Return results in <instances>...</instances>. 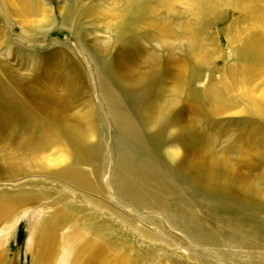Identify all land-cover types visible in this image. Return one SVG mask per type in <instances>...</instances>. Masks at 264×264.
<instances>
[{"label":"bare ground","instance_id":"1","mask_svg":"<svg viewBox=\"0 0 264 264\" xmlns=\"http://www.w3.org/2000/svg\"><path fill=\"white\" fill-rule=\"evenodd\" d=\"M78 1L65 5L74 6ZM150 2L168 27H155L157 49L168 56L163 60L156 51L151 56L146 46L130 56L121 52L110 56L107 48L115 31L128 24V17L145 15ZM221 6H225L224 2L216 0H100L86 5L82 17L95 21V26L103 27L106 34L109 32L108 43H89V38L77 32L76 21L68 26L80 39L53 52V45L43 47L41 42L25 37L32 29L35 34L50 23L52 27L55 7L40 0H0L4 21L12 15L22 20L18 25L26 44L22 42L20 47L42 52L38 68L21 75L5 64L10 56L6 60L0 57V79L3 73L9 78L1 80L4 103L0 111L9 130H18L17 135H6L0 126V152L4 153L0 158V261L7 256L15 229L29 216L27 249L33 252V264H162L164 258L169 264H264V237L259 228L245 227L215 213L216 202L244 207L252 213L264 211V185L256 188L238 181L230 175V162L223 160L224 156H213L208 168H204L183 151L190 146L195 149L197 143L195 122L183 124V114L175 113L182 105L185 88L190 92L187 113L205 111L208 120L226 115L231 108L224 92L214 89L205 105L190 90L194 78L178 82L174 79L177 86L172 101L147 100L152 84L175 74L181 38L193 41L194 29ZM70 10L60 9L63 20L71 16ZM40 17L41 21L35 20ZM251 30L261 33L264 28L254 24ZM239 60L245 66L233 70L232 76H240L242 85H246L252 81L254 70H264V41L257 36L246 44L239 52ZM102 61L107 62L105 68L99 66ZM140 65L145 72L138 74ZM69 83L77 97L86 99V110L76 122L70 119L68 97L64 99L54 89H66ZM123 95L138 100L136 112ZM244 96L249 100L254 123L248 156L264 166V105L247 93ZM101 123L111 126L120 137L108 158L101 145L86 147L85 136L79 132L85 124L97 130ZM146 128L155 133L145 134ZM158 129H170L176 135V145L167 150V155L186 183L202 191L201 206L194 203L191 191L180 188L153 157L161 147ZM69 142L72 147L67 149ZM15 143L22 146L19 155H37L30 157L32 161L17 160L2 146ZM127 143L137 145L147 156L137 159L129 153ZM111 159L117 162L113 172L108 171ZM90 164L95 175L102 174V178L89 176L86 167ZM259 180L264 184V172ZM141 211L144 214H138ZM161 222L169 224L179 236L164 233L166 227ZM182 240L189 241L197 252L186 261L181 254ZM223 247L240 252L235 254Z\"/></svg>","mask_w":264,"mask_h":264},{"label":"rangeland","instance_id":"2","mask_svg":"<svg viewBox=\"0 0 264 264\" xmlns=\"http://www.w3.org/2000/svg\"><path fill=\"white\" fill-rule=\"evenodd\" d=\"M40 1L48 6L55 7L56 15H54L53 20L55 24L51 27L50 23L46 25L47 28H43L41 31L36 30L35 34H33L34 29H32L29 35L25 37L26 39L29 37L35 43L40 44L41 42L43 47L53 45V49L51 50L53 52H58L61 48L67 47V45L71 46L75 39H80L81 36L89 38V43L95 40H100L105 44L108 43L107 39L111 37V34L109 32L106 34L103 27L98 29L95 26V21L82 17V13L85 10H83V8L86 5H93L100 0H82L83 2L79 0L74 6L73 4H71V6L65 5L66 2L71 3L72 0ZM216 1H223L225 6H221L217 13L209 14L202 19L199 25L201 27L194 29L195 38L194 40L192 39L193 41H189L187 38H181L178 59L175 63L177 67L175 74L172 73V76L168 79L152 84L148 92L147 100L154 103L158 100H162L164 103L172 101L175 97V86H177L175 85L174 79L178 82L180 79L187 81V79L192 80V78H194L195 82L191 85L190 90H193L197 98L205 105L210 102L209 97L211 92L216 88H220L226 95L227 102L231 104V108L227 111L226 115L210 118L209 120L206 117L205 111L196 110L195 113L189 111L187 113L186 109L190 103V92L185 88L184 94L181 96L182 105L175 109V113L183 114V124H187L190 121L195 122L197 143L195 149H193L194 146H190L186 147L187 149L184 148L183 151L189 152V154L193 156L196 164L204 168H208L209 161L213 156H224L223 160L230 162V169L228 170L230 175H233L240 182L260 188L264 185L259 180L260 174L264 172V166L256 160H251L248 156L249 148H247V146H249L253 140V135H249V133L253 129L254 123L251 120L252 115L249 113L251 112L249 111V100L244 94L247 93L252 99L264 105V70L262 68L254 70L251 74L252 81L248 82L246 85H242L243 79L240 76H232V71H239L245 66V62L239 60V52L246 44L253 42L257 36L264 41V31L256 33L251 30L254 24L264 28V0ZM245 6H248V9H245ZM67 7L68 10L71 8L73 11L71 12V16H68L69 18L67 20H63L59 11ZM152 7L153 3L150 2L145 15L138 14L128 17L126 19L128 24L115 31L114 39L110 42L109 49L107 48L109 55L111 54L110 56H114L116 52H121L126 56H130L135 54L136 50L143 46L151 49V56L156 55L153 51H156L157 55L163 60L168 56L160 53L159 48L157 49V29H155L156 26H158V28L168 27L163 23L164 20L159 11H156ZM182 7L185 8L184 6ZM42 19V17L35 18L36 21H41ZM20 21H22L21 18L15 15H12L9 20L4 21V15L0 13V57L6 60V58L10 56L9 63L5 64L21 75L25 74L26 70L33 72L35 68H38L39 64H41L42 52L37 51V49H29L27 47L23 49L20 47V44L26 41V39L22 40V36L24 35H21L18 25ZM76 21L79 22L77 32L81 36L74 35L72 33V28L68 26L74 25ZM48 27H51V29ZM143 39H146L148 43L143 41ZM25 44L26 43L23 45ZM85 44L87 45L86 47H88V44ZM61 45L63 46L61 47ZM38 49L42 50V48ZM36 54H38V58ZM100 65H104L103 68H105L107 62L102 61L99 63V66ZM141 65L137 68L138 74H140V72H145ZM1 80H3V82L9 81V78L3 73L1 75L0 84H2ZM234 83H239L241 85H236ZM54 89L58 91L64 99L66 96L68 97V101H66L68 103V112L71 114L70 119L76 122L86 110V99L77 97L70 83L66 89H62L61 87H55ZM123 97L125 101L130 103L133 111L136 112L138 100L127 95H123ZM147 100H145V103ZM3 103L4 96L0 93V107H2ZM0 126L6 135L8 133L11 135L18 134L17 129L9 130V126L2 116L1 111ZM89 126V124H85L83 127H79V132L85 136L83 139L84 144H86L88 148L101 145L105 152V156L108 158V152L110 150L115 151V146L118 141H120V137L111 126H107L104 123H101L97 130H92ZM158 132H160V138L162 140L161 147H158L153 153V157L156 159L157 164L163 168V171L168 172L174 177L176 182H178L177 185H180V188L185 190L189 189L188 191H191L190 193L192 194L194 203L197 206H201V201L203 200L202 191L186 183L175 164L167 155V150L176 145V143H174L176 135H174L170 129L164 130V132L158 129ZM144 133L149 135L155 132H149L146 128L144 129ZM15 144L17 145V143ZM15 144H3L2 146L11 156H16L17 160L32 161L30 157L33 158L35 157L34 155H37L35 153H28L26 154L27 156L19 155L22 153L19 152L18 149H21L22 146H16ZM58 147L59 146H56L55 150H58ZM71 147V142H69L67 149ZM127 147L129 153L131 152L130 154L134 155L139 160H141V157L147 156L146 152L135 144L127 143ZM3 155L4 153L0 152V158ZM49 155L51 154L49 153ZM53 158L56 159L57 155L53 156ZM33 161L35 162L36 160ZM116 163V161L111 159V162H109L111 167L110 169L108 168V171H115V169H117ZM86 170L90 177H103L102 174L98 176L95 175L94 168L91 164L86 167ZM204 170L208 172L207 169ZM215 204V213L232 222L240 223L245 227L256 226L264 237V211H255L252 213L244 207H235L219 202ZM138 214H144V212L141 211ZM34 218L32 217V219ZM207 218L212 221L209 216H207ZM163 222H161V225H163V228L166 227V231H163L164 233L177 234L179 236L178 231L171 229L169 224ZM30 223L31 218H29V216L21 220L14 231V236L10 238L7 256L4 260L0 261V264H33V252L27 249L30 239ZM148 228L150 230L154 229L151 225H149ZM122 229L126 231V227ZM180 246L182 247L181 254L185 261L189 258V255L197 253H194L195 250L187 240H182ZM186 246L187 248H185ZM224 248L227 247H223L222 249ZM233 248L234 247H228L224 250L239 254L240 251L236 248L233 250ZM244 261L245 260H242V262ZM217 263L226 264L224 261ZM162 264H169V262L164 258ZM232 264H235V262Z\"/></svg>","mask_w":264,"mask_h":264}]
</instances>
